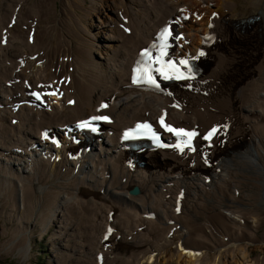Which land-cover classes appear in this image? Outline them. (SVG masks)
Instances as JSON below:
<instances>
[{
	"label": "bare ground",
	"instance_id": "obj_1",
	"mask_svg": "<svg viewBox=\"0 0 264 264\" xmlns=\"http://www.w3.org/2000/svg\"><path fill=\"white\" fill-rule=\"evenodd\" d=\"M108 1L0 0V219L25 218L41 228L35 237L61 218L72 243V254L60 259L66 264H264V256L252 258L264 250L258 234L264 228V0ZM185 6L205 13L202 28L185 23L188 45L178 50L197 58L201 77L160 93L129 89L138 49ZM52 8L59 15L62 9L60 19ZM96 111L115 119L108 126L114 131L140 118L166 129L162 117L175 129L231 123L232 130L225 147L213 151L210 187L198 183L206 173L202 165L191 168L168 152H146L139 160L144 166L129 169L116 137L106 136L91 154L65 147L44 159L27 151L44 129ZM245 185L253 231L234 209ZM134 187L137 196L130 194ZM179 190L187 194L181 207ZM150 213L155 218H147ZM109 225L116 233H108ZM12 229L0 227V238ZM20 233L2 244L4 252L28 256L31 236Z\"/></svg>",
	"mask_w": 264,
	"mask_h": 264
},
{
	"label": "rangeland",
	"instance_id": "obj_2",
	"mask_svg": "<svg viewBox=\"0 0 264 264\" xmlns=\"http://www.w3.org/2000/svg\"><path fill=\"white\" fill-rule=\"evenodd\" d=\"M7 1L8 0H6V2ZM42 1H44V0H39L40 3ZM108 2H111V1L109 0ZM216 3L218 4L217 1L215 2V4ZM108 4H111V3H108ZM60 8H62V3L60 5V3L58 2V12L60 11ZM204 9H206V8L204 7ZM53 10L55 11L56 8L55 9L52 8V11ZM58 12H56V11L54 12L56 14L55 20H58V19H60V17H62V14H63L62 9H61L60 15ZM101 18H103V15L93 17V23L96 25V28L101 26V24H100ZM40 24H41V22H40ZM99 32H100V35H98V39H100V37H102V40L100 39V41H101L100 46H102L101 44L105 43L106 34L102 29H100ZM98 52H102V51L99 50ZM100 55H101V53L96 54V56H98V57ZM241 192H244L243 198H241L240 200L237 201L238 206H236V208H234V209L236 210L238 216L244 215L246 217V223L244 224V229H246L245 226L248 223V225L251 228V231H253V221L256 219V216L253 212H251L249 210V207H253V204H252V202H248L249 199H244V194H246L247 192H248L247 194H249V192H250L249 185H245L244 189ZM247 204H249L250 206L246 208L245 205H247ZM230 206H232L231 203H230ZM224 208H226V207H224ZM262 215H264V211H262L261 214L259 213V217L261 218ZM6 219H7L6 223L12 224L13 229H12V231L1 232V236L3 235L4 237L2 236L0 238V264H54V263L55 264H66L69 261V260H67L68 259L67 255L72 254V247L70 246L72 243H69L68 238L64 232V231H66L65 229H68V225H64L63 223H61L62 222L61 218H57L54 221L52 226L49 228V231H43L42 230L41 232H39V234H36L35 237H34V231L36 229L41 230V228L39 226L29 224L25 218H20L15 214L13 216L7 217ZM6 223L3 222V219H0V227L10 228V224H6ZM2 224H6V226H3ZM191 225H192V223H190L188 226L191 227ZM50 230L53 234L48 233V232H50ZM246 230L248 231L249 229H246ZM45 232H46V234H45ZM263 232H264V228H260L258 230V234H259L261 240L264 239ZM15 233L16 234L20 233V234H25V235L31 236L30 252L32 250V253L30 254V252H29L28 256L19 255L17 253L13 254L11 252L7 253V252L3 251L2 244L6 243L7 239L11 238L12 235H15ZM6 234L8 235V237H5ZM40 234H41V236H40ZM63 234H64V236H63ZM53 235L55 238L53 237ZM32 239H33L34 245H33ZM25 244H26V242H23V244L21 246H23ZM257 250L258 249L254 250L252 252V258L264 256V250L263 249H259L260 251L259 250L257 251ZM59 253H60V255H59ZM63 256H66L67 259L64 258V259L60 260L61 257H63Z\"/></svg>",
	"mask_w": 264,
	"mask_h": 264
},
{
	"label": "snow or ice",
	"instance_id": "obj_3",
	"mask_svg": "<svg viewBox=\"0 0 264 264\" xmlns=\"http://www.w3.org/2000/svg\"><path fill=\"white\" fill-rule=\"evenodd\" d=\"M171 32L168 28H165L161 35L160 39L163 41V43L160 46V52L159 55L156 57H152L151 52L148 50H145L142 52L141 56L142 59L138 62V65L135 69V76H134V82H144L151 87L155 89H159L160 85L157 83L155 77L153 76V73L158 74L163 80H171V79H189V76H185L184 72L181 71L180 67H177V63L168 61L165 62L163 60V57L166 55L165 49L168 47L167 41L169 37L171 36ZM200 55H203V53H200ZM180 66L187 69V71L190 73L191 68L188 66V60L182 59L178 62ZM153 65H158V67H153ZM55 94V93H52ZM33 95L36 97L37 100L41 99L40 94L33 93ZM71 103V101H70ZM102 107H106V105H102ZM107 120V117H93L92 120ZM161 124L169 131L177 135L178 137L186 138L183 141V146H187L191 149V141L192 138L196 135L195 132H188L183 129H175L172 128L166 124H164L163 117L161 118ZM79 127H89V122H81ZM217 130L213 128L208 135L205 137V139H209L213 134H215ZM45 138H47V135L45 134ZM177 148H180L181 151L183 150V147L181 144L176 145ZM194 150V149H192Z\"/></svg>",
	"mask_w": 264,
	"mask_h": 264
},
{
	"label": "water",
	"instance_id": "obj_4",
	"mask_svg": "<svg viewBox=\"0 0 264 264\" xmlns=\"http://www.w3.org/2000/svg\"><path fill=\"white\" fill-rule=\"evenodd\" d=\"M131 193H132L133 195H138V194H139V190H138V188L133 189Z\"/></svg>",
	"mask_w": 264,
	"mask_h": 264
}]
</instances>
